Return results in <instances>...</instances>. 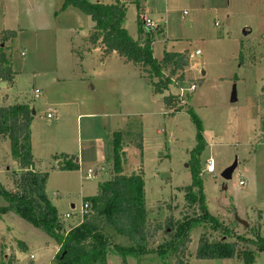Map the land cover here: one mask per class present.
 Segmentation results:
<instances>
[{
    "label": "rangeland",
    "instance_id": "obj_1",
    "mask_svg": "<svg viewBox=\"0 0 264 264\" xmlns=\"http://www.w3.org/2000/svg\"><path fill=\"white\" fill-rule=\"evenodd\" d=\"M122 1L127 7L123 26L131 38L138 37V13L154 24L155 58L163 52L200 51L189 59L184 80L164 93L182 97L183 108L172 115L133 64L114 52L104 59L102 51L85 42L93 22L78 8L62 9L63 0H0V31H16L6 43L14 80L0 86V105L26 101L34 111V168L47 173L45 192L65 230L83 220L78 218L83 199L95 195L108 178L113 132L121 131L125 173L143 171L149 223H162L168 216L183 220L181 187L191 183L188 164L199 135L205 144L199 158L207 212L223 224L238 223L231 232L252 239L247 229L259 223L264 240V0ZM35 89L40 90L36 98ZM49 109L51 117L46 116ZM134 133L142 136L141 151L132 144ZM61 153L74 155L78 170H59ZM208 159L212 172L206 170ZM88 170L92 178H86ZM21 172L9 141L0 140V184L11 189L12 177ZM4 204L0 197V206ZM103 225L113 244L131 245ZM169 231L163 227L148 246H160L162 255L128 256L126 264H174L172 252L165 249ZM189 234L187 264H243L238 255L195 258L201 234L220 238L211 224L199 223ZM58 250L51 237L16 213L0 214V264H56ZM106 264H121V259L111 254ZM250 264H264V251Z\"/></svg>",
    "mask_w": 264,
    "mask_h": 264
},
{
    "label": "trees",
    "instance_id": "obj_2",
    "mask_svg": "<svg viewBox=\"0 0 264 264\" xmlns=\"http://www.w3.org/2000/svg\"><path fill=\"white\" fill-rule=\"evenodd\" d=\"M67 6L76 7L90 17L93 26L85 42L91 46L101 47L102 58L114 52L125 62L133 64L140 75L148 79L152 93L162 95L164 107L169 115L183 108L180 95L164 93L169 85H176L177 82L184 80V71L189 63L187 50L163 52L161 58H155L151 47L153 42L151 29L144 27L139 13L136 18L138 37L131 38L124 28L127 7L123 1L104 3L63 0L61 8ZM15 37V30L0 31V82H4L6 86H11L14 80V71L6 53V43ZM31 111L26 101L0 105V140L9 141L10 155L22 170L20 174L12 177L11 189H5L0 184V197L5 202L0 206V214L14 212L51 237L59 246L54 255V258L58 259L56 264H106L107 257L111 254L118 255L121 264H126L128 256L137 257L149 253L162 255L160 246L154 249L148 246L163 227L170 230L167 233L170 241L165 243L167 245L165 249L172 252L174 264H187L185 261L188 256L187 246L191 241L189 232L199 223L211 224L213 231L220 232V238L209 239L205 234H201L196 247V259L233 258L238 255L242 258L243 264H250L257 252L264 251V240L258 234L259 223L247 229L253 235L252 239L231 232V228L236 227L238 223L223 224L207 212L202 192L199 158L205 144L199 135L195 148L190 152L188 167L191 183L181 187L183 206L180 215L183 220L168 216L162 223L148 222L149 211L144 200L143 171L139 167L125 173L122 132L115 131L112 136V170L108 178L98 185L96 194L83 199V203L89 206L83 220L73 227H68L66 231L61 215L45 192L47 173L34 168L30 150ZM189 113L198 125L194 114ZM132 144L142 150L140 133L133 134ZM59 156L63 160L58 167L59 170L78 169L74 155L61 153ZM89 213L92 217L88 219ZM191 214L193 216L190 217ZM94 217L102 218L104 223L99 224ZM103 224L111 226L116 233L126 237L131 245L122 247L113 244ZM20 244L22 249H25L24 243Z\"/></svg>",
    "mask_w": 264,
    "mask_h": 264
},
{
    "label": "built area",
    "instance_id": "obj_3",
    "mask_svg": "<svg viewBox=\"0 0 264 264\" xmlns=\"http://www.w3.org/2000/svg\"><path fill=\"white\" fill-rule=\"evenodd\" d=\"M143 25H144V27H146V28H150V27H152L154 24L152 23V21L146 19V20H143ZM199 53H200L199 50H195L194 53H188V55H187V56H188V59L193 58L195 55H198ZM21 54H23V52H22ZM189 89H190V90H194V89H195L194 85H193V84H190ZM39 94H40V90H39V89H35V90H34V94H33V96L36 98V97L39 96ZM46 116H47V117H51V116H52V113L50 112V109H49V111L47 112ZM206 170L209 171V172H212V170H213V162H212L211 159H208V160L206 161ZM92 177H93V176H92V174H91V171L88 170V171H87L86 178H92ZM239 184L242 185L243 182H242V181H239ZM88 207H89V206H88L87 203H83V204H82L81 211H80V213L78 214V215H79L78 218H79L80 220L82 219L83 215H84L85 212L87 211ZM69 216H70V214H68V213L65 214V217H69ZM30 257H31V256H30Z\"/></svg>",
    "mask_w": 264,
    "mask_h": 264
},
{
    "label": "water",
    "instance_id": "obj_4",
    "mask_svg": "<svg viewBox=\"0 0 264 264\" xmlns=\"http://www.w3.org/2000/svg\"><path fill=\"white\" fill-rule=\"evenodd\" d=\"M146 81H148V79H146ZM0 86H5V83H4V82H0ZM234 100H235V96H234V91H233V93H232V101H234ZM31 113L33 114L34 111L32 110ZM57 165H58V166L61 165V161L58 162ZM72 206H73V205H72ZM242 223H243L245 226H247L246 223H244V222H242Z\"/></svg>",
    "mask_w": 264,
    "mask_h": 264
},
{
    "label": "crops",
    "instance_id": "obj_5",
    "mask_svg": "<svg viewBox=\"0 0 264 264\" xmlns=\"http://www.w3.org/2000/svg\"><path fill=\"white\" fill-rule=\"evenodd\" d=\"M97 1H99V0H97ZM120 1H122V0H120ZM124 2V1H123ZM140 17H141V14H140ZM142 18V17H141ZM143 19V18H142ZM95 49H98L100 52H101V47H99V46H95ZM112 54V53H111ZM105 59V58H104ZM80 115V114H79ZM78 115V116H79ZM78 128V127H77ZM63 162V161H62ZM62 162H61V164H62ZM76 163H77V165H78V159H76V161H75ZM60 166V165H59ZM58 165H57V168L59 167ZM79 167V166H78ZM78 170V169H77ZM74 171V170H73ZM73 204H71V207H74V205L72 206Z\"/></svg>",
    "mask_w": 264,
    "mask_h": 264
}]
</instances>
